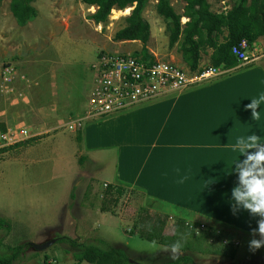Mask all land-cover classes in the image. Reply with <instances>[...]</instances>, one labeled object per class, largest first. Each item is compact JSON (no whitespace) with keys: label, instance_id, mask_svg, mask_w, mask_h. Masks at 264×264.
Returning <instances> with one entry per match:
<instances>
[{"label":"crops","instance_id":"obj_1","mask_svg":"<svg viewBox=\"0 0 264 264\" xmlns=\"http://www.w3.org/2000/svg\"><path fill=\"white\" fill-rule=\"evenodd\" d=\"M66 33L53 42L76 45L81 40L77 33L76 37ZM62 49L61 46L55 51L56 56L61 57ZM245 52L246 61H238L209 79L102 118L84 120L81 128H75L73 120L85 109L93 78L91 70L87 75L62 74L56 68L61 58L52 60L55 64L46 69H32L31 76L16 68L17 75L27 76L28 82L17 81L16 88L23 96L11 99L9 111L0 108V133L7 126L30 127L34 140L60 128L74 131L76 148L70 137L53 135V151L70 148L77 162L86 161L82 168L88 167L89 161L99 165V175L108 178L102 185L133 190L143 197V205L160 212L171 209L169 213L184 222L202 223L209 230L225 227L252 234L258 217L230 210L235 174L228 172L238 158L232 148L237 138L255 133L264 140V120L252 121L251 110L245 107L251 98L264 93V35L248 45ZM6 55L0 52V60ZM199 64L203 66L200 61ZM14 101H22L28 109L12 107ZM74 105L80 109L69 116ZM257 110L264 116V104ZM31 147L30 143L19 148L0 147V156L4 158L11 151L10 157L16 160L21 156L18 149L27 154ZM82 168L76 173L98 179L90 168L84 169L86 172ZM94 212L95 215L98 210Z\"/></svg>","mask_w":264,"mask_h":264},{"label":"rangeland","instance_id":"obj_2","mask_svg":"<svg viewBox=\"0 0 264 264\" xmlns=\"http://www.w3.org/2000/svg\"><path fill=\"white\" fill-rule=\"evenodd\" d=\"M207 1L213 12L225 11L231 4V0ZM79 2L80 0H36L33 4L39 7L35 8L37 16L24 26H18L10 13L9 0H1L0 52L8 55L0 60V68L3 63L10 61L20 72L24 69L27 76H31L29 72L32 69H46L55 64L52 60L61 58V64L56 68L62 74H86L101 51L132 54L141 49L139 41L113 39L114 33L125 26V17L131 7L122 11L113 9L105 22L95 24L88 18L94 8ZM170 4L178 14L183 12V0H170ZM154 5V0H147L141 12L149 24L146 43L148 54L162 60H172L188 68L182 61L179 44L169 46L167 23L157 14ZM186 20L185 17L180 18L181 23ZM65 32L71 37H76L77 33L81 40L76 45L62 43L63 49L59 53L61 57L56 56L55 51L61 46L53 40ZM208 52L209 49L201 53L200 62L203 65L208 64ZM10 101L11 99L3 100L0 97V108L9 111ZM14 102L16 103L12 107L23 106L28 109L27 104L22 101ZM135 106L137 105L132 107ZM74 107L69 116L80 109L76 105ZM27 129L31 130L30 127ZM53 135L68 136L74 142V148L77 147L74 131L60 128L39 135L34 140L29 137L31 141L27 139L28 143L14 145L18 148L29 143L34 146L29 148L27 154L18 149L21 156H16V160L10 157L13 154L11 151L4 158L0 156V255L8 253L10 247L24 245L13 264H74L75 249L68 243L55 239L64 236L103 249L119 247L136 264H160L173 259L169 247L157 241L153 244L154 241L143 239L138 233V219L145 212L153 217L167 216L162 233L168 234L172 223L178 219L176 215L169 213L171 209L164 208L161 212L151 210L143 205V197L133 190L124 187L123 194L118 195L116 191L121 186L112 190L110 184L102 185L108 178L99 175L100 166L91 165L92 162L89 161L88 167L82 168L81 164L86 161L77 162V158L69 152L70 148L54 152L51 143ZM109 155L113 156V153ZM109 160L110 157L108 162L112 165V159ZM80 167L82 170L90 168L98 179L76 173L81 171ZM68 187L69 190L66 191ZM108 187L111 193L114 192L113 198L105 196ZM94 210H98L95 215ZM221 228H217L221 233L220 237L226 238L229 243L231 240L238 242L237 246L221 244L225 255L192 251H180L179 255H190L192 264H264V246L255 250L249 247V241L259 239L258 235ZM52 239L53 242L42 249L32 246ZM229 247L235 249L233 257L226 254ZM80 264L90 263L82 261Z\"/></svg>","mask_w":264,"mask_h":264},{"label":"trees","instance_id":"obj_3","mask_svg":"<svg viewBox=\"0 0 264 264\" xmlns=\"http://www.w3.org/2000/svg\"><path fill=\"white\" fill-rule=\"evenodd\" d=\"M32 1L9 0V10L16 24L23 26L28 20L31 21L37 16V10L32 5ZM146 1L80 0L86 7L94 8L88 18L95 24L105 22L112 9L124 10L133 7L125 17V26L114 33L113 39L139 41L141 49L132 53V56L152 60L153 56L149 55L146 49L149 24L141 15ZM154 1L155 11L168 26L169 46L179 44L182 61L191 72L200 71L207 66L218 69L235 66L239 60L232 53V47L241 40H245L248 45H251L257 38L264 35V0H231L229 8L220 12L211 11L207 0H183L185 4L181 14L175 12L170 0ZM181 17H185L187 20L181 23ZM207 49L210 50L208 64L201 66L199 64L201 53L206 52ZM9 147L11 146L2 148ZM117 187L119 186L111 185L112 190ZM110 191L108 187L105 196L113 198L114 192ZM123 192L124 187H120L116 191L118 195ZM166 218L167 216L153 217L144 212V215L138 219L139 236L148 241H157L167 247L179 236H183L185 240L181 251L225 255L219 236L212 233L209 228L205 232H194L198 223H193V228H189L183 220L176 219L171 225L170 232L162 233L167 222ZM55 239L58 242H66L75 249L74 264H80L82 261L90 264H136L130 262L127 254L119 247L103 249L93 244L79 243L64 236ZM23 249L24 245L10 247L8 253L0 255V264H13ZM234 253L235 249L229 247L226 254L233 257ZM180 263L192 264L193 262L190 255L181 254L160 264Z\"/></svg>","mask_w":264,"mask_h":264},{"label":"built area","instance_id":"obj_4","mask_svg":"<svg viewBox=\"0 0 264 264\" xmlns=\"http://www.w3.org/2000/svg\"><path fill=\"white\" fill-rule=\"evenodd\" d=\"M247 47L246 41L241 40L231 50L236 58L243 62L248 59L245 52ZM15 66L10 61L1 65L0 95L4 98H21L23 92L16 88V83L17 81L28 82L25 75H17ZM90 68L93 72V80L86 96L85 109L78 118L73 120L75 128L81 127L84 120L102 118L129 109L134 105L155 100L156 97L179 92L219 74L222 70L207 66L200 71L191 72L188 68L178 65L172 60L155 57L152 60H147L134 57L132 54L113 51L99 52L90 64ZM33 136L30 130L25 127L7 126L0 133V147L14 146ZM185 224L189 228H193V223L185 222ZM207 230L204 224L199 223L195 226L194 232ZM210 231L219 236L223 246L238 245L236 240H231L229 243V240L220 237L219 229Z\"/></svg>","mask_w":264,"mask_h":264},{"label":"clouds","instance_id":"obj_5","mask_svg":"<svg viewBox=\"0 0 264 264\" xmlns=\"http://www.w3.org/2000/svg\"><path fill=\"white\" fill-rule=\"evenodd\" d=\"M264 104V93L256 98H251L245 107L250 111L252 121L264 120L260 109ZM238 153V158L231 164L228 174H235V183L230 189L229 206L233 214L241 210L246 211L252 217H258L254 234L259 239L249 241L252 250L264 246V140L255 133L236 139L232 146ZM185 238L179 236L170 245L173 258L179 255L183 248ZM156 242L154 241L153 244Z\"/></svg>","mask_w":264,"mask_h":264},{"label":"water","instance_id":"obj_6","mask_svg":"<svg viewBox=\"0 0 264 264\" xmlns=\"http://www.w3.org/2000/svg\"><path fill=\"white\" fill-rule=\"evenodd\" d=\"M133 7H131L129 10H131ZM54 239L46 242V243H43L41 245H37V244H32V246L35 248V249H42L44 248L45 246H47L49 243L53 242ZM129 261L131 262V260L129 259Z\"/></svg>","mask_w":264,"mask_h":264}]
</instances>
